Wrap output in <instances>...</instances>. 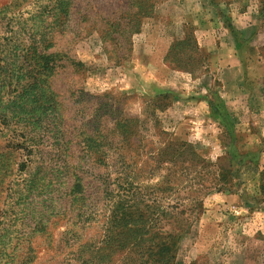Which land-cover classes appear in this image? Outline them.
I'll return each mask as SVG.
<instances>
[{
	"label": "rangeland",
	"instance_id": "obj_1",
	"mask_svg": "<svg viewBox=\"0 0 264 264\" xmlns=\"http://www.w3.org/2000/svg\"><path fill=\"white\" fill-rule=\"evenodd\" d=\"M255 17L264 57V0H0V264H264L263 91L190 120Z\"/></svg>",
	"mask_w": 264,
	"mask_h": 264
},
{
	"label": "crops",
	"instance_id": "obj_2",
	"mask_svg": "<svg viewBox=\"0 0 264 264\" xmlns=\"http://www.w3.org/2000/svg\"><path fill=\"white\" fill-rule=\"evenodd\" d=\"M242 27L243 28L241 30L243 32L242 35L244 39L239 41L240 43L232 31L228 29L229 34H225L224 38L219 37L220 41H218L217 44L216 55L210 53L213 60L216 59L217 56L219 68L216 67L217 65H214L216 62H214L213 65L216 67V70L219 71L217 78L220 87V97L222 96L227 103H237V99L245 95L244 92L247 91V89H244L245 83L255 82V84H258L257 88L263 91L262 94L264 95V57L259 52L258 40L256 38V34L260 28L257 17L250 18L248 21H245V24H243ZM246 46L253 49V56L250 59L245 60L244 58L243 60L241 53ZM205 90L209 91L208 88ZM248 90L250 89L248 88ZM194 101H196L193 102L195 103L196 108H192V111H190L192 113L193 110H195L193 112L194 118H190L191 121L201 119L207 120V118L209 120L213 119L211 118L212 110L210 107V93L202 95L201 98H196ZM229 108L230 107L227 109V107H225V110H230ZM233 110V114L238 115L244 113V111H241L240 108L235 107ZM206 112H208V114H206ZM227 199H230V197ZM250 202L253 203V201ZM227 206H229V210H232L233 218H240L241 213L249 211L250 214L255 215V225L258 226L257 228H259V226H264V206L255 207V203L247 204L245 202L244 204L239 203L237 205L233 201L232 203H228Z\"/></svg>",
	"mask_w": 264,
	"mask_h": 264
},
{
	"label": "trees",
	"instance_id": "obj_3",
	"mask_svg": "<svg viewBox=\"0 0 264 264\" xmlns=\"http://www.w3.org/2000/svg\"><path fill=\"white\" fill-rule=\"evenodd\" d=\"M231 31H232V33L234 34V36L237 38V40H238V42L239 41H241V40H243L244 38H243V35H242V30L239 32H237V31H235V29L233 28V26L232 27H230L229 28ZM238 33H239V35H238ZM240 43V42H239ZM220 98V100H217L218 102L217 103H219V104H216V103H213V101H212V96H211V101H210V107H211V110H212V112H211V114H215L216 116H219V114H220V112L222 113V112H224V115H227L228 114V111L226 112V110H225V105H224V103H223V100H222V98L221 97H219ZM227 121H228V119H227ZM229 148H231V147H229ZM231 149H229L228 151H230ZM241 153H244V151H240ZM245 154L247 155L248 154V152L246 151L245 152ZM245 156V155H244ZM217 163H209V165H212V166H217L216 165ZM205 166V165H204ZM237 171L235 170V173H236ZM218 176H221V174H219ZM237 177H239V175H237ZM219 181H220V177H219V179H218ZM237 180V179H236ZM236 182V181H235ZM225 184V183H224ZM234 187H232V188H222L223 187V185H222V183H221V185H220V187H219V189H218V191H220V189H223L222 191H229V192H239L238 191V189L237 188H240V180L239 181H237L234 185H233ZM261 186H262V188H261ZM260 186V194H262V196H264V185H261ZM264 204V203H263ZM128 226L127 225H125V226H123V228H121V230H120V233L118 234V237L114 240L115 242H117V244L119 245V246H121L122 245V247L123 246H125V245H127L128 244V242H129V240L130 239H128V238H124L122 235L124 234V231H123V229L124 228H127ZM154 226H152V228H153ZM129 230H132L131 228L129 229ZM130 232V231H129ZM110 236V235H109ZM108 236V237H109ZM107 237V238H108ZM169 237V236H168ZM104 243L105 244H108L109 243V240L107 239H105V241H104ZM87 247V244L85 243V244H83L82 246H81V248H83V249H85V251L84 252H87V250H88V248H86ZM169 248H168V246L166 245V244H164V245H161L160 246V248L156 251V252H153L154 250H156V247L155 248H150V252H151V254L149 255V258H148V260L146 261V263H149V264H159V263H161V264H168V262L169 261H171V259H173V257H175L174 255H170V257H169V255H168V253H165L164 254V252H166L167 250H168ZM155 254H158V255H156L157 257H154L155 256ZM144 256V255H143ZM166 256H168V258H166ZM90 258H94L92 255L91 256H89ZM86 261V262H85ZM158 261V262H157ZM89 262V260H86V259H82V263L83 264H98V263H88Z\"/></svg>",
	"mask_w": 264,
	"mask_h": 264
}]
</instances>
